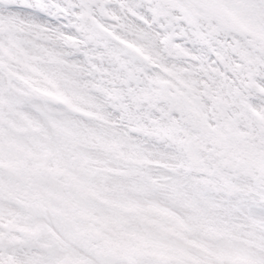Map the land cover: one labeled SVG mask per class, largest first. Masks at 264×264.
<instances>
[{
  "label": "snow or ice",
  "instance_id": "snow-or-ice-1",
  "mask_svg": "<svg viewBox=\"0 0 264 264\" xmlns=\"http://www.w3.org/2000/svg\"><path fill=\"white\" fill-rule=\"evenodd\" d=\"M0 264H264V0H0Z\"/></svg>",
  "mask_w": 264,
  "mask_h": 264
}]
</instances>
